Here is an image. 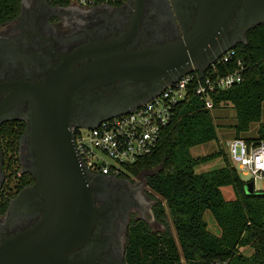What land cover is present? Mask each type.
Returning a JSON list of instances; mask_svg holds the SVG:
<instances>
[{
	"label": "water",
	"instance_id": "obj_1",
	"mask_svg": "<svg viewBox=\"0 0 264 264\" xmlns=\"http://www.w3.org/2000/svg\"><path fill=\"white\" fill-rule=\"evenodd\" d=\"M172 2L183 26L179 37L124 52H117L112 42L94 43L85 47L92 51L70 55L41 82L27 80L5 86L12 92L7 103L27 102L28 127L23 138L32 162L28 170L35 179L11 200L9 219L39 216L29 226L0 239V264H70L72 250L91 238L99 214L93 188L95 173L87 169L78 153L75 128L96 127L154 97L194 68L203 72L227 49L246 42L248 30L264 23V0ZM139 3L142 7L145 0ZM188 6L192 16H183ZM87 57L93 59L72 67ZM145 79H151L153 89L138 93L133 81ZM117 80H122L125 88L122 101L108 95L93 97L89 103L104 108L119 106L104 110L90 123H76L79 99Z\"/></svg>",
	"mask_w": 264,
	"mask_h": 264
},
{
	"label": "trees",
	"instance_id": "obj_2",
	"mask_svg": "<svg viewBox=\"0 0 264 264\" xmlns=\"http://www.w3.org/2000/svg\"><path fill=\"white\" fill-rule=\"evenodd\" d=\"M70 1L55 0L63 4ZM20 7L21 0H0V23L16 17ZM234 48L245 66L243 81L214 94L213 108L196 92H189L154 151L125 166L134 175L152 171L146 175L147 187L162 198L154 206V214L166 226L156 232L145 220L133 221L126 244L127 264H264V190H247V181L222 146L202 156L192 154L194 146L219 139L213 111L225 104L236 112V122L226 125L235 130L234 137L264 139V23L248 30L246 42ZM216 66L221 75L235 68L232 61L217 62ZM253 122H259L257 135L243 137ZM23 130V126L6 129L15 172L20 169L17 153ZM218 158L222 166L197 171L198 166ZM31 182L32 176L25 173L5 185L0 191V215L5 214L11 198ZM228 186L234 190L232 198L223 190ZM207 210L220 226V234L209 229ZM245 248L250 253H245Z\"/></svg>",
	"mask_w": 264,
	"mask_h": 264
},
{
	"label": "flooded vegetation",
	"instance_id": "obj_3",
	"mask_svg": "<svg viewBox=\"0 0 264 264\" xmlns=\"http://www.w3.org/2000/svg\"><path fill=\"white\" fill-rule=\"evenodd\" d=\"M140 6L139 0L93 4H81L77 0L68 4L55 0H21L18 15L0 23V191L13 178L18 179L25 173L33 178L29 184L35 182L28 170L32 162L23 138L28 127L27 102L7 103L12 92L5 86L18 81L41 82L70 55L77 53L79 56L92 51L85 47L94 43L112 42L117 52H124L163 43L182 33L183 26L172 0H145ZM185 12L187 14L183 16H192L189 6L185 7ZM129 35L131 37L127 39ZM92 59L83 58L72 67ZM122 83L117 80L87 92L77 102L74 121L87 124L104 110H115L119 104L104 108L89 103V99L109 95L114 101H122L125 89ZM133 83L138 93L153 89L151 79ZM18 126H23L24 130L18 140L20 169L15 172L16 166L10 163L6 129H17ZM146 172L138 175L95 173L93 188L99 213L97 223L91 238L72 250V262L68 263L127 264L130 225L133 221L145 220L151 227L150 218L156 219L154 206L157 202L147 190ZM8 208L0 215V239L16 229L29 226L39 216V213L27 214L10 220Z\"/></svg>",
	"mask_w": 264,
	"mask_h": 264
},
{
	"label": "built area",
	"instance_id": "obj_4",
	"mask_svg": "<svg viewBox=\"0 0 264 264\" xmlns=\"http://www.w3.org/2000/svg\"><path fill=\"white\" fill-rule=\"evenodd\" d=\"M125 0H77L81 4ZM233 62L232 72L221 75L217 62ZM244 64L235 48L227 49L203 72L194 68L165 85L157 95L128 112L103 120L93 128H75L78 153L92 173L131 175L127 164L147 156L157 146L164 131L174 118L181 102L194 91L214 107V94L226 90L244 79ZM234 164L245 174L264 178V139L247 141L233 137L226 142Z\"/></svg>",
	"mask_w": 264,
	"mask_h": 264
},
{
	"label": "rangeland",
	"instance_id": "obj_5",
	"mask_svg": "<svg viewBox=\"0 0 264 264\" xmlns=\"http://www.w3.org/2000/svg\"><path fill=\"white\" fill-rule=\"evenodd\" d=\"M214 114L216 116V123L219 124L218 127V135L219 139L218 140H212L206 143L198 144L192 148V154L196 157L202 156L208 153H211L215 151L219 146H222L225 151L227 152V146L226 142L228 139H231L235 136V130L229 126H226L228 124H232L236 122V112L234 108L230 104H225L222 105L221 107L214 108ZM262 121L264 122V103H263V115H262ZM259 127V122H253L251 124L250 130L248 132L242 133L243 137H254L257 135V129ZM223 165L222 159L218 158L216 160H213L207 164H202L197 167V171H205V170H210L219 166ZM237 167L240 176L247 181L246 188L249 192L255 191V190H264V178H257L255 181L252 179V176L249 174H245L239 169L238 164H235ZM152 171L146 172L145 175L151 174ZM14 183V182H13ZM12 183V185H13ZM147 190L150 192V194L153 196L154 200L158 203L159 200H162V198L155 193H152L149 188L147 187ZM226 196L228 198L234 197V190L232 187L228 186L223 188ZM155 218V217H154ZM151 219V229L156 232H161L166 229V226L159 223L156 219ZM205 219L207 220L209 224V229L216 233L220 234L221 233V228L218 225L215 217L211 213V211L207 210L205 214ZM170 225L174 231L172 219L169 218ZM245 253H250V250L245 248L244 249Z\"/></svg>",
	"mask_w": 264,
	"mask_h": 264
}]
</instances>
